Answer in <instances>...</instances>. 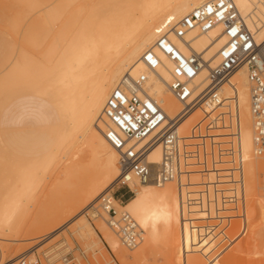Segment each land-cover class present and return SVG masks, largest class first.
Masks as SVG:
<instances>
[{"label":"bare ground","instance_id":"obj_1","mask_svg":"<svg viewBox=\"0 0 264 264\" xmlns=\"http://www.w3.org/2000/svg\"><path fill=\"white\" fill-rule=\"evenodd\" d=\"M206 1L15 0L7 35L16 36L17 41L14 38L9 42L10 57L0 66V110L13 98L34 95L53 109V116L42 113L33 121L18 123L12 137L0 141V156L7 152L11 157L4 163L11 174L0 193V261L1 242L19 241L10 237L22 229L21 218L40 200L44 185L49 189V200L58 199L59 205L44 211L49 219H37L30 229L48 227L46 234L67 230L71 236L87 237L95 244L104 239L125 262L158 244L169 251L172 264H217V250L225 232L234 228L229 220L237 211L239 218L256 219L258 229L264 231V202L257 186L264 170V162L259 159L264 154L256 145L250 84L243 66L222 86L226 98L235 92L239 131L235 132V126L211 131L221 135L217 140L237 155L220 165L219 174L194 173L189 186L182 190L173 181L162 186L137 183L134 195L127 201L114 198V206L129 212L143 230L142 241L131 252L122 248L119 236L107 224V213L98 208L101 197L119 175L118 152L105 136L103 109L108 97L124 76L136 79L144 74L148 95L169 118L176 116L182 105L167 84L181 76L172 73V63L154 47L157 32L167 20L178 22ZM233 1L246 28L258 44L262 43L264 0ZM76 13L83 14L78 23H74ZM35 14L38 18L32 19ZM169 37L184 54L195 52L203 57L205 63L194 85L196 92L204 91L209 68L220 62L217 52L227 40L221 26L204 33L193 30L184 39L172 33ZM151 48L162 62L156 70L149 69L142 58ZM212 108L203 105V113L197 108L185 116L178 126L179 134L186 136L202 116L204 122L211 119L218 124L220 110ZM30 110L25 116L31 114ZM85 153L89 159L82 161ZM161 157L162 146L157 143L148 153V160L159 163ZM205 187L223 189L225 194L236 192L242 201L236 211L224 205L223 217L227 218L209 231L203 227V208L194 207L187 221L181 208V194L189 190L198 195ZM89 212L95 224L85 217ZM256 254L262 257L263 252ZM24 256L32 260L33 251ZM15 262L7 260L4 264Z\"/></svg>","mask_w":264,"mask_h":264},{"label":"built area","instance_id":"obj_2","mask_svg":"<svg viewBox=\"0 0 264 264\" xmlns=\"http://www.w3.org/2000/svg\"><path fill=\"white\" fill-rule=\"evenodd\" d=\"M218 25L221 26V34L227 38L217 52L220 62L209 68L206 89L196 92L194 79L203 68V57L195 52L184 54L169 35L172 33L176 38L184 39L193 30L204 33ZM157 33L159 36L154 47L172 63V73L181 76L174 77L167 84L174 98L182 105L180 112L172 118L168 117L161 105L148 95L147 76L144 74L136 79L129 74L124 76L103 109L106 139L118 152L119 175L101 197L100 208L107 213L108 226L128 250L140 244L143 230L129 212L114 206V198L126 201L134 195L133 187L137 183L152 182L162 186L173 181L182 190L189 186L192 174H219L220 165L237 156L217 140V136L221 135L211 134V131L231 126H235L236 133L239 131L235 92L226 98L222 86L242 66L246 68L250 84V110L256 145L264 154V41L260 44L256 42L253 33L244 25L234 1L207 0L178 22L167 20ZM142 58L151 70L162 65L153 48L147 50ZM203 105L220 110L219 123L215 124L211 119L204 122L202 116L191 125L186 136H181L178 132L181 120L197 108L203 113ZM145 139L147 141L139 146ZM157 143L162 146L161 161L151 163L148 153ZM260 190L264 202V171L260 177ZM212 204L213 208H210ZM224 205H230L231 210L236 211L239 205L242 207V201L236 192L225 194L223 189L209 190L206 187L198 195H193L189 190L181 194L184 221L188 220L194 207L203 208L206 216L203 227L207 231L221 225L227 218L223 217ZM245 231L246 225L242 223L239 234ZM60 262L69 264V255L61 256ZM20 264H40V261L38 258L29 261L22 258ZM108 264L117 262L113 258V262Z\"/></svg>","mask_w":264,"mask_h":264},{"label":"rangeland","instance_id":"obj_3","mask_svg":"<svg viewBox=\"0 0 264 264\" xmlns=\"http://www.w3.org/2000/svg\"><path fill=\"white\" fill-rule=\"evenodd\" d=\"M15 8V0H0V66L10 57L9 53L11 46L9 42L14 38V40L17 41L16 36L11 38V36L8 37L7 35L8 17L14 12ZM38 16V14H35L32 19H37ZM74 16V23H78L81 21L83 14L76 13ZM30 108H32L29 112L31 114L25 116V112ZM42 113L52 117L53 109H51L46 102L34 95H21L13 98L3 110H0V141L1 139L6 140L12 137V134L15 132L16 124L33 121L34 118L42 115ZM88 159L89 154L85 153L82 161H87ZM9 160H11V157L7 152L0 156V193L4 187V181L11 174L10 170L4 166V163ZM259 160L264 162V158H260ZM257 186L258 191H260V179L257 181ZM49 195V189L44 185L40 192V200L22 216V229L16 233L17 235L13 234L10 237L11 239L19 238V241L1 242V258L3 260L0 261V264H4L7 260L16 261L14 264H20L22 258H28L29 261V257L24 255L31 250L33 251L32 258H38L40 264H61L60 257L65 254L69 255V259L71 260L69 264H108L109 262H113V258H115L117 264H172L173 259H171L169 251L158 244L147 247L144 254H139L131 261L125 262L117 252L113 251L108 246L104 239L100 241V243L95 244L87 237H80L77 234L71 236L67 230H63V233L61 230L60 232L56 231L46 234L49 232L48 227L38 230L30 229L31 227L29 226L37 219L39 222L47 220L45 219L48 218V214L45 213L46 211L50 212L53 210V207L55 209L58 207V199L50 201V198H48ZM41 207L45 209L40 211ZM90 208L91 207H89L88 210ZM98 208L100 210V205ZM236 213L235 215L237 216L234 215V219L232 217L231 221L234 228L225 232L222 240L223 243L220 244L219 250H217V252L219 251V256L217 257L219 260L217 264H264V231L258 229V222L256 219H242L238 217L240 211ZM85 217L90 223L95 224V220L90 212L89 214H85ZM242 223L246 225V231L244 234H239L240 225ZM258 233L260 235H258ZM122 248L126 249L128 252L137 249L128 250L124 248L123 245ZM260 251L263 252L262 257L256 254Z\"/></svg>","mask_w":264,"mask_h":264}]
</instances>
